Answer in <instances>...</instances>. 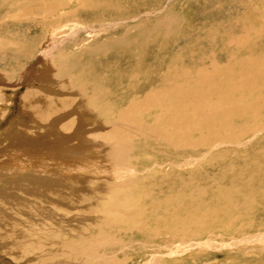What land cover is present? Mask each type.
Returning <instances> with one entry per match:
<instances>
[{"label":"bare ground","instance_id":"1","mask_svg":"<svg viewBox=\"0 0 264 264\" xmlns=\"http://www.w3.org/2000/svg\"><path fill=\"white\" fill-rule=\"evenodd\" d=\"M250 1L244 3L243 13L234 16L236 24L228 28L221 24L203 32L208 39L204 38L208 52L200 51L203 46L199 45V56L189 60V68L178 77L165 78L162 74L157 84H150V72L132 67L115 79L118 84H110L98 73L85 83L78 82L86 89L87 94L83 95L72 86L75 83L71 77L62 78L67 84H60V80L57 86L46 83L49 56L43 57L46 66L39 71V94L32 100L24 98L22 111L17 118L15 115L18 121L1 137L5 143H0V156H3L0 161V252L29 257L35 264H110L116 255L109 257L106 251H113L121 244L106 237L105 228L116 225L109 216L118 218V224L127 230L125 233L137 230L136 217L152 212L155 205L164 206L173 198L185 195L182 179H179L180 187L170 181L176 175L174 166H182L181 170L186 172L183 164L202 162L201 156L208 160L214 158L219 145L228 142L239 146L245 137L252 133L255 138L264 129V1ZM67 2L0 0V7L7 8L6 15L13 18L16 15L13 10L25 13L27 7L43 9L44 5L58 9ZM55 17L49 24L55 33H60L64 28L60 23L55 26ZM34 18L39 20L42 16L36 14ZM43 24L44 21L40 23ZM164 40L160 37L161 45ZM188 43L181 46L182 54L193 51ZM9 44L16 47L18 43ZM169 46L172 48L173 44L164 43V47ZM16 56L13 54L12 60H17ZM143 57L137 56L134 64ZM77 68L73 65V69ZM173 68L168 65L164 70L166 75L175 71ZM140 77H144L143 83L139 82ZM127 81L128 84H121ZM65 87L69 88L67 92ZM75 101L79 102L80 109L72 106ZM94 117L100 120L92 126L87 118ZM31 128L35 134L29 137L27 130ZM63 130H67L69 137L64 141ZM90 132L106 143L84 144L83 141L91 140L83 138ZM76 137L83 146L68 145ZM205 149L200 157L192 155ZM169 151L172 156L165 157L163 153ZM149 152L152 154L147 155ZM62 155L72 158L68 160L71 164H58ZM16 156L18 161L14 162ZM80 157L91 159L81 161ZM16 164L19 167L12 166ZM255 168L258 167L251 165L243 173L240 170L237 176L246 174L251 176L249 181L264 180V176L254 177ZM164 169L168 176L160 174L153 183L151 176L155 172L163 173ZM163 186L166 187L163 189ZM222 194L227 198L228 192ZM18 213L25 216V223L16 219ZM46 220L52 222L50 228L46 227ZM22 226L27 228L26 233L21 232ZM93 228L99 230L98 235L91 233ZM183 247L190 248V245Z\"/></svg>","mask_w":264,"mask_h":264},{"label":"rangeland","instance_id":"2","mask_svg":"<svg viewBox=\"0 0 264 264\" xmlns=\"http://www.w3.org/2000/svg\"><path fill=\"white\" fill-rule=\"evenodd\" d=\"M246 1L249 2V0H69V3H63L62 8L58 9L44 5L43 9L27 7L25 13L13 10L16 13L13 18L6 15L7 8L1 6L0 143H5L1 140L3 133L11 124L18 121L15 115L16 118L19 116L24 100L35 99L39 94L41 90L39 71L46 66L43 59L45 55L49 56L46 58L49 69L46 83H56L57 86L60 80V84H67L62 78L71 77L75 83L72 86L79 89L83 95L87 94L86 89L78 82L85 83L98 73L99 76L108 79L110 84H118L115 83V79L126 74L123 70L132 67L142 72L146 70L150 72V84H157L159 78L178 77L184 69L189 68V60L199 56L197 53L199 45L203 46L200 51L208 52L210 49L205 50L208 39L203 32L206 33L207 28L217 25L220 27L221 24L226 28L236 24L234 16L236 17L238 12H244L243 6ZM57 10L58 12L54 13ZM36 14H41L42 19H35ZM54 15L55 26L60 23L64 28L60 33L56 31L57 34L49 24ZM42 21L45 24L40 25ZM160 37L165 38L162 45ZM154 38L158 39L153 42ZM9 43L18 44L13 47ZM164 43L165 45L171 43L173 47H164ZM185 43L191 44V48H194L192 52L181 53V46ZM218 52L219 49L214 53ZM13 54H17V60H12ZM139 55H144L145 58L134 64L135 58ZM224 55H227V52ZM72 64L78 68L73 69ZM170 64L175 67L172 69L175 71L166 75L164 70ZM176 70L179 72L175 75ZM142 72L141 74H144ZM142 79L144 80V77H140L139 82H142ZM121 84H128V81ZM65 88L67 92L69 88ZM74 103L72 106L80 109L79 102ZM98 119L87 118V121L93 126L98 123H96L100 120ZM27 131L29 137L35 134L32 128ZM61 132L62 141L69 138L66 136L67 130ZM251 134L245 137L239 146L228 142L219 145L214 151L217 156L209 160L201 156L207 149L193 152L192 155L195 157L201 156L202 162L183 164L186 172L181 170L182 166L181 168L174 166L173 173L176 175L170 181L179 187L183 182L185 195L173 198L167 205L153 206V213L146 211L136 217L134 226L137 230L127 234L125 226L118 224V218L109 216L116 225L111 224L109 225L111 228H105V232L109 233H106V237L119 240L121 244L113 251H106L105 254L109 257L116 255L115 262L112 261L110 264H117L119 261L121 264H144L151 259L154 260L151 264H264V180L259 178L249 181L251 176L246 174L237 176L251 165L258 167L254 169V177L264 176V129L257 132L255 138L254 134ZM87 135L83 138L90 137L91 140L83 141L84 144L106 143L91 132ZM245 142L246 144H243ZM73 143L83 146L79 142V137L71 140L68 145L73 146ZM149 154L152 152L147 153ZM163 155L172 156V152ZM62 156L63 158L57 160L58 164L65 166L71 164L68 160H73L72 158ZM2 159L3 156H0V161ZM90 159L80 157L78 160ZM13 161H18V157H14ZM17 164L12 166L19 167ZM156 170L161 168L156 167ZM165 170H162L163 173L155 172L154 176L150 175L153 183L155 178H160L158 177L160 174L168 176ZM179 179L183 181L180 182ZM165 187L163 186V189ZM223 192H228L227 198L222 196ZM165 206L167 207L164 210ZM99 216L102 217L100 214ZM15 217L21 223L26 222L25 216L21 213ZM46 222L48 223L46 227L50 228L52 222L50 220ZM106 222L109 223L108 220ZM21 229V232H27L24 226ZM98 231L97 228H93L92 232L90 229L95 235H98ZM247 238H251L252 241H246ZM197 243L203 245H194ZM187 245H190V248L183 247ZM10 255L0 252V264H35V261L28 260L29 257Z\"/></svg>","mask_w":264,"mask_h":264}]
</instances>
